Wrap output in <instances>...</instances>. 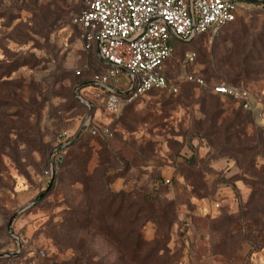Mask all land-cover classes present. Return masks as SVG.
<instances>
[{
  "label": "rangeland",
  "instance_id": "rangeland-1",
  "mask_svg": "<svg viewBox=\"0 0 264 264\" xmlns=\"http://www.w3.org/2000/svg\"><path fill=\"white\" fill-rule=\"evenodd\" d=\"M84 7L0 0V264H264V16L174 41L163 66L244 83L259 118L184 80L113 114L88 85L106 66L71 22ZM86 102L112 136L82 131Z\"/></svg>",
  "mask_w": 264,
  "mask_h": 264
},
{
  "label": "built area",
  "instance_id": "built-area-1",
  "mask_svg": "<svg viewBox=\"0 0 264 264\" xmlns=\"http://www.w3.org/2000/svg\"><path fill=\"white\" fill-rule=\"evenodd\" d=\"M84 1L85 7L71 17V22L79 29L82 45L94 47L106 63L104 70L96 72L91 82L103 87L97 97L107 111L118 114L125 104L151 90L176 93L180 81L186 80L208 92L232 98L242 109L251 111L254 119L263 113L261 99L249 87L213 79L207 81L190 71L170 77L163 66L173 53L175 40L190 41L204 33L214 35L228 23L244 19L254 10L264 15V0ZM195 59L194 51L184 52L185 63H193ZM123 72L128 75L126 80L122 78ZM91 117L84 118L82 129L105 138L112 136L109 125H90ZM183 154L190 156L192 152L185 150ZM52 167L51 160L50 169L45 173L51 174ZM164 181L168 183L170 178Z\"/></svg>",
  "mask_w": 264,
  "mask_h": 264
},
{
  "label": "trees",
  "instance_id": "trees-1",
  "mask_svg": "<svg viewBox=\"0 0 264 264\" xmlns=\"http://www.w3.org/2000/svg\"><path fill=\"white\" fill-rule=\"evenodd\" d=\"M252 13H257L258 15H262L259 11L254 10V11L249 12V13L247 14V16H246L244 19H239V20H236V21H245L249 16H251ZM262 16H264V15H262ZM233 22H235V21H233ZM230 23H232V22H230ZM230 23H228V24H230ZM228 24H227V25H228ZM225 26H226V25H225ZM222 28H223V27H222ZM198 36H199V35H198ZM196 37H197V36H196ZM196 37H194V38H196ZM194 38H193V39H194ZM193 39H192V40H193ZM175 41L180 42V43H187V42H189V41H180V40H175ZM190 41H191V40H190ZM183 55H184V54H183ZM98 58H99V57H98ZM99 60L101 61L102 64H104V65L106 66V64H105L100 58H99ZM165 72H166V71H165ZM94 74H95V73H92V74H91V76H90L91 79L93 78ZM166 74H167V73H166ZM167 75H168V74H167ZM185 81H186V80H185ZM188 82H192V81H188ZM192 83H194V84L196 85L195 82H192ZM230 83H231V82H230ZM233 84H235V85H243V86H245V87H249V86L245 85L244 83H233ZM85 85H86V84H85ZM85 85H81L80 88H82V87L85 86ZM88 85H90V87H93V88H98L99 90L103 89V87H101L100 85L95 84V83H90V84H88ZM253 92H254V91H253ZM211 93H213L214 95H218V96H220L218 93H215V92H211ZM254 93H255V92H254ZM255 95L258 97L257 93H255ZM220 97H221V96H220ZM222 97H225L226 99H228V100L234 102V100H233L232 98H230V97H226V96H222ZM137 99H138V98H137ZM137 99H135L134 101H136ZM134 101H132V102H134ZM132 102H130V103H132ZM130 103H127V104H130ZM234 103H235V102H234ZM85 105L87 106L86 103H85ZM236 106L239 107L240 109H242L240 105L236 104ZM242 110H244V109H242ZM244 111L250 116V118H252V119L254 120V116H253V114L251 113V111H247V110H244ZM84 118H85V117H84ZM92 124H93V121H92V117H91V119H90V125H92ZM110 128H111V127H110ZM82 131L85 132V133H88V134H90V135H92V136H95V137L101 138V139H104V138H105V137H101L100 135H94V134H91L88 130H86V129H84V128L82 129ZM62 134H64V132H62ZM79 134H81V132H80ZM79 134H78V135H79ZM70 139H72V135H70V136L66 137L65 139H63V140L58 141L57 143H55V144L52 146V150H53L54 148H56V149H55V151L53 152L51 158L49 157V152H47V167H46V170H47V169H50L51 160H52V162H53V166H54V168H55L57 165L60 164L61 161L58 162V161H57V157H58L59 155H61V152H62L63 149H62L61 147H59V146H60L61 144H63L64 142L70 140ZM191 150H192V154H191L188 158L195 156V151H194L193 149H191ZM164 215H165V213L163 212L162 215H161V217L163 218V222H165Z\"/></svg>",
  "mask_w": 264,
  "mask_h": 264
},
{
  "label": "water",
  "instance_id": "water-1",
  "mask_svg": "<svg viewBox=\"0 0 264 264\" xmlns=\"http://www.w3.org/2000/svg\"><path fill=\"white\" fill-rule=\"evenodd\" d=\"M98 53V56L102 59V60H104L103 58H102V56L99 54V52H97ZM89 83L91 82V81H88ZM88 82H81V83H79L78 85H76V87H75V89L77 88V87H79V86H81V85H85L86 83H88ZM113 90L114 91H119L118 89H115V88H113ZM81 99V98H80ZM86 104H87V106H88V111H87V113H86V117L85 118H87V119H89L90 118V116H91V111H92V105L90 104V103H88V102H86ZM69 142H72V139L69 141ZM68 142V143H69ZM60 158H61V156H59V158H58V161L60 160ZM46 192V190H44V191H42L38 196H36L31 202H29L25 207H27V206H29V205H31L34 201H36L39 197H41L44 193ZM22 208H20V210H21ZM11 219H12V217L9 219V221H8V231H9V233L11 234V235H13V237L15 238V239H17V237L14 235V233H13V230L11 229ZM9 252H0V256H3V255H5V254H8Z\"/></svg>",
  "mask_w": 264,
  "mask_h": 264
},
{
  "label": "crops",
  "instance_id": "crops-1",
  "mask_svg": "<svg viewBox=\"0 0 264 264\" xmlns=\"http://www.w3.org/2000/svg\"><path fill=\"white\" fill-rule=\"evenodd\" d=\"M96 50V49H95ZM98 51H96V53H97ZM97 55H98V53H97ZM99 57V56H98ZM100 58V57H99ZM101 59V58H100ZM102 60V59H101ZM104 63H105V61L104 60H102ZM106 64V63H105ZM185 150H189V151H191L192 152V150L190 149V148H184L183 149V151H185ZM183 151H182V153H183Z\"/></svg>",
  "mask_w": 264,
  "mask_h": 264
}]
</instances>
